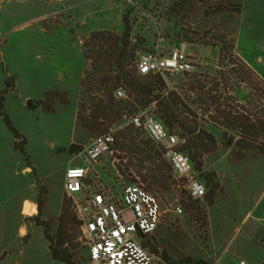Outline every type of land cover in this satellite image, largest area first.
<instances>
[{"label": "rangeland", "instance_id": "374dc122", "mask_svg": "<svg viewBox=\"0 0 264 264\" xmlns=\"http://www.w3.org/2000/svg\"><path fill=\"white\" fill-rule=\"evenodd\" d=\"M178 1L0 0V93L8 77H14L17 86L6 96L5 111L26 139V154L34 167L33 172H26L27 158L20 153L12 173L5 165V169L0 168V208L8 216L4 221L6 237L0 246V264H60L51 258L43 229L29 219L25 223L20 213L26 199L36 205V215L40 205L41 219L50 220L51 232L55 234L63 202H68L64 192L66 171L81 165L75 156L98 136L77 122L80 103L84 102L87 117L98 99H104L106 82L102 77L95 89L84 86V77L91 69L86 51L93 32L109 31L121 36L125 30L122 16L128 14L131 43L143 44L142 51L153 48L158 32L167 48L177 45V34L181 33L180 41L188 43L187 52L193 61L194 71L190 74L218 70L220 51L214 45L218 44L217 37H236L238 56L264 78V0H244L241 13L232 17L231 23L227 16L207 19L203 7L195 3L175 12L172 7ZM182 28L200 35L191 33L192 41H188ZM232 29H236L235 34ZM205 32H209L208 36ZM180 75L169 76L172 90L177 89ZM215 77L211 73L210 78ZM31 97L42 105L28 107ZM150 107L147 109L154 113ZM209 117L210 114L202 117L199 112L198 123L220 139L221 131L203 121ZM124 119L125 116L111 125L108 132L124 126ZM137 133L139 141L150 140L145 132ZM2 134L13 137L0 117ZM72 145L82 150L71 153ZM235 154L219 143L216 152L204 156L203 174L215 172L220 182L212 207L204 200H190L183 183L173 179L171 166L162 156L161 163L169 171L170 180L163 189L156 184L150 189L160 200L162 220L157 232L144 242L164 264H189L187 258L212 264L219 255L218 264H264V254L251 241V235L264 237V158L244 152L245 157L237 159ZM140 159L116 144L113 153L104 155L97 166L104 185L119 191L128 184L139 183L149 190L136 176L143 165ZM68 206L72 212V204ZM178 206L182 214L175 212ZM26 211L30 212L28 208ZM250 211L251 217L242 224ZM68 218L71 223L67 237L72 238L79 262L90 264L79 224L73 213ZM24 224L28 231H23L20 238L19 226ZM3 249L7 252L2 254Z\"/></svg>", "mask_w": 264, "mask_h": 264}, {"label": "trees", "instance_id": "16d2710c", "mask_svg": "<svg viewBox=\"0 0 264 264\" xmlns=\"http://www.w3.org/2000/svg\"><path fill=\"white\" fill-rule=\"evenodd\" d=\"M244 0H179L172 9L180 12L191 3L203 7V16L209 19L212 16L231 17L241 13ZM122 22L124 33L121 36L109 31L93 32L87 45V59L91 60L90 71L84 79L87 80V90L95 89L102 77L106 82L103 94L104 99H98L90 110L89 116H84L86 110L84 102L80 103L77 113L79 126L95 135L108 133L111 125L123 118L132 116L156 103L155 115L171 132L177 131L178 136L185 140L182 150L186 152L198 172L205 180L208 192L204 198L208 206H213L216 193L220 190V182L215 172L203 174V159L205 155L216 152L218 144L228 150H233L237 159H243L244 152L257 153L264 158V80L245 63L236 52V37L225 38L218 36L215 46L219 47L220 61L218 70L201 71L192 74L180 75L176 81L177 89L167 90V85L159 75L141 76L137 72L136 60L139 51L145 50L143 44L133 45L129 40L131 25L128 14H123ZM184 37L192 41L187 28ZM235 34V30H231ZM193 35H200L193 32ZM209 32H205L208 36ZM181 33L177 34V43L181 42ZM145 43V42H144ZM7 73V72H6ZM211 73L216 77L210 78ZM83 85V84H82ZM16 87L15 78L9 76L5 88L0 93V117L12 132L16 149L27 158V165L32 170L26 154V139L11 122L5 111L6 96ZM124 88L126 99H117L115 92ZM92 89V90H93ZM50 94L45 95L48 98ZM199 112L202 117L210 114L206 124L221 131V138L211 133L204 125L198 123ZM138 130L133 127L125 129L117 139L120 150H129L141 157L142 166L136 171V176L142 183L148 185V191L154 184L163 189L170 180L169 171L161 163L165 157L162 148L151 140L139 141ZM82 148L72 145L70 152L75 153ZM150 167H146V165ZM121 172V171H120ZM123 175L127 173L122 171ZM47 193V192H46ZM43 196L40 193V198ZM200 202V201H196ZM71 203L64 201L55 234L50 220L41 219L40 205L38 215L30 218L37 227L43 229L44 237L48 242V249L53 261L60 264H81L78 254L72 245V238L67 237V227L71 223L70 213L76 222ZM78 224V222H77ZM145 247L148 243L143 242ZM189 264H207L201 260L187 258ZM175 263V262H173Z\"/></svg>", "mask_w": 264, "mask_h": 264}, {"label": "built area", "instance_id": "2783aa9c", "mask_svg": "<svg viewBox=\"0 0 264 264\" xmlns=\"http://www.w3.org/2000/svg\"><path fill=\"white\" fill-rule=\"evenodd\" d=\"M154 27L157 29V24ZM157 35L151 50L138 52L137 72L141 76H161L167 89L172 90L174 87L168 82L169 76L194 71L193 61L187 52L189 45L179 42L173 48H167L161 34L158 32ZM115 97L126 99L125 89L118 88ZM155 106L156 103L150 108L155 109ZM124 120V126L97 136L75 156L81 165L67 169L64 192L72 204L83 244L89 251L90 264H164L161 257L143 244L161 224L160 200L139 183L128 184L119 191L111 190L104 185L97 170L99 160L113 153L118 133L133 127L145 132L155 145L162 148L173 179L183 183L190 200H204L208 190L201 172L182 150L185 140L168 130L150 109L125 116ZM175 212L182 214L183 211L178 206Z\"/></svg>", "mask_w": 264, "mask_h": 264}, {"label": "crops", "instance_id": "0c3cea01", "mask_svg": "<svg viewBox=\"0 0 264 264\" xmlns=\"http://www.w3.org/2000/svg\"><path fill=\"white\" fill-rule=\"evenodd\" d=\"M240 29L238 30V32L240 31ZM243 61L245 63H247L245 60H243ZM251 68L254 70L253 67H251ZM256 74H258V72H256ZM258 75L264 80V78L260 74H258ZM28 98H30V97H28ZM30 100H34V99L32 98ZM19 155H20V152L15 147L14 137H10L9 135H6V134L0 135V168L3 167L5 169L7 167V170L8 171L10 170V172L12 173L13 169H14V165H16V163H17L16 160L19 157ZM25 170H26V172H29V173L33 172L32 169L28 167V165L26 166ZM1 189H2V186H0V205H1V197H2ZM27 208L29 209L30 212L26 211ZM36 213H37L36 205H34V203L31 200H27V199L24 200L22 207H21V213H20L22 220L26 223L27 219L34 218L35 216H37ZM250 217H251V211L249 213H247V215L245 216V218L243 219V221L241 223L246 224ZM7 218H8V216H6L5 213H2V209L0 208V246L3 245L4 240H5L4 238L6 237L4 221H6ZM27 229H28V226H26V224L19 226V234H20L19 237L20 238H22L21 235H22L23 231H25V234H26V232L28 231ZM251 237H252L251 241H252L253 245L256 246V249H258V251L260 253L264 254V237L259 236V235H256V236L251 235ZM216 248H217V246H216ZM5 252H7V251H5V249H3L1 251L2 254ZM219 261H220V255L217 258V260L212 264H218Z\"/></svg>", "mask_w": 264, "mask_h": 264}, {"label": "water", "instance_id": "95a60500", "mask_svg": "<svg viewBox=\"0 0 264 264\" xmlns=\"http://www.w3.org/2000/svg\"><path fill=\"white\" fill-rule=\"evenodd\" d=\"M27 105H28V107H32L34 105L41 106L42 102L41 101L40 102H34V101L30 100V101H28Z\"/></svg>", "mask_w": 264, "mask_h": 264}]
</instances>
